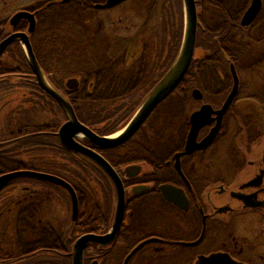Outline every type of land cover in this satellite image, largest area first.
<instances>
[{"label": "flooded vegetation", "instance_id": "flooded-vegetation-1", "mask_svg": "<svg viewBox=\"0 0 264 264\" xmlns=\"http://www.w3.org/2000/svg\"><path fill=\"white\" fill-rule=\"evenodd\" d=\"M72 1L46 0L25 10L36 13L38 23L41 12H64L56 7ZM74 1L82 7L75 12L89 13L86 20H91L95 12H111L129 0L109 9L96 7L108 0ZM195 2L198 29L191 63L194 62V67L193 72L188 73V70L187 81L183 80L189 88H181L182 82L132 137L115 148H95L88 140L78 138L82 145L99 153L115 169L123 183L126 199L118 233L104 245L89 244L84 251L83 264H264V150L258 158L251 155L249 159L239 149L242 126L237 104L242 100V89L238 63L240 49L235 41L237 33L252 31V26L264 12V0H261L257 19L248 27L242 26V19L254 0ZM148 15L146 22L137 26L135 39L142 41V45L138 41L136 50L130 51L127 38L124 51L108 59L98 58L87 90L83 88L82 75L74 77L79 81L75 89L67 87L68 80L63 82L62 89L54 84L63 92L106 97L108 100L101 104L107 110L117 112L119 120L115 125L120 123V130L129 124L165 75L160 76L159 64L154 58L160 42L159 26L145 36L151 22V15ZM22 23L26 24V31L29 24L22 21L18 27ZM17 28L16 31H22ZM223 63L227 65L224 76L219 75ZM232 65L238 73L240 89L222 115L219 130L210 145L201 147L219 124L216 112L223 108L232 91ZM195 78L200 83L194 82ZM196 89L201 98L193 97ZM128 97L132 99L129 101ZM247 97L252 100V94ZM202 106H210L213 110L210 123L199 129L195 142L189 146L190 141H194L193 137L189 138L193 131L191 116ZM260 110L262 114L261 107ZM126 111L132 114L123 113ZM250 122L247 124H251L249 140L252 144ZM258 133L264 135L262 131ZM56 135L53 141L46 139L47 146L59 152L63 146L58 133ZM94 164H89V169L85 170L88 174L76 169L74 177L77 173L92 184L91 196L95 199L101 195L100 190H109V228L102 227L97 231L96 226V208H104L108 201L97 204L86 192L83 196L82 187L61 176L63 171L60 169L40 171L72 185L78 198V215L74 219L73 198L62 187L43 181H40L42 184L23 186L20 189L23 194L16 198L13 207L6 209L9 224H15L18 213L24 212L27 225L24 256L14 259L13 264H73L74 247L82 236L110 234L115 219L116 192L106 173ZM1 220L0 215V224L4 222ZM82 224H88L93 231L82 232ZM8 262L2 260L0 264Z\"/></svg>", "mask_w": 264, "mask_h": 264}, {"label": "rangeland", "instance_id": "rangeland-1", "mask_svg": "<svg viewBox=\"0 0 264 264\" xmlns=\"http://www.w3.org/2000/svg\"><path fill=\"white\" fill-rule=\"evenodd\" d=\"M42 1L45 2L46 0H0V23H5L1 27L3 32L11 33L9 19L16 11L28 9ZM180 12H183L184 24L185 14L182 0H129L111 12H95L93 19L84 20L83 27L77 23L63 24L57 37L43 34L35 41V47L43 56L54 80L65 83L66 80L75 77V71L83 68H94L98 58L108 59L124 51L127 46L125 42L127 38L130 40V51L136 50L138 41H140L135 39L138 31L137 26L146 22L148 14L151 15V22L149 29H147L149 32H146L145 36H148L151 30H156L158 26L161 34H163L164 26L176 23ZM97 41L99 43H96ZM235 41L240 49L238 63L240 64L239 75L242 89V100L237 104L242 126L239 149L241 154L248 155L249 159L251 155L252 158H258L264 150V135L258 133L264 130V114H261L260 110V107L263 106L264 108V104H262L264 101V12L261 13L257 23L252 26V31L237 33ZM200 43L203 44V39H200ZM140 45H142V41H140ZM2 60L12 61L8 55H5ZM225 64H221L219 75L224 76L227 72V65ZM29 91V89L18 87L13 81L0 85V141L14 136L21 126L54 124L55 119L52 114L38 108L37 104L34 103L35 98L32 97V93L31 96L29 95ZM59 92L64 94L62 90ZM248 94H252V100H249ZM128 112L123 113L130 114ZM250 121H252V144L249 140L251 124H247V122L251 123ZM121 126L120 124L119 128ZM49 140L51 141V139ZM43 141L47 143V140H30L26 145L14 150L13 153H16L17 158L26 161L28 158L35 159L36 156L45 166L47 163L57 164L58 160L60 165L74 167L62 160L61 157L58 158L59 154H52L51 150L46 154L44 152L41 155L36 154L35 149L38 146L42 150L47 149L48 146H45ZM55 151L57 152V150ZM220 153L223 154V150ZM27 162L32 161L28 160ZM72 170L75 173L76 169ZM246 170H250V168L246 167ZM62 171L66 172L65 170ZM33 184L36 183H17L11 188L8 187L1 194L0 215L1 219L4 220L0 224L2 227L8 224L10 220L6 209L13 207L16 198L23 194L20 189L23 186ZM11 226L9 231L12 233ZM2 238L3 236L1 240ZM5 244L6 242L3 243V245ZM8 244L13 246L11 241Z\"/></svg>", "mask_w": 264, "mask_h": 264}, {"label": "trees", "instance_id": "trees-1", "mask_svg": "<svg viewBox=\"0 0 264 264\" xmlns=\"http://www.w3.org/2000/svg\"><path fill=\"white\" fill-rule=\"evenodd\" d=\"M78 4L79 3L73 0L69 4L62 3L58 7H56L63 9L64 12H41V14L38 15L37 30L31 39L34 52L41 67L46 72V75L49 77L50 81L56 86H60L61 89L63 88L62 86L63 82L56 81L51 76L48 66L45 64V60L43 59V56L39 54L38 52L39 50H37V48L35 47V41L43 34L53 35V37H57L59 35L60 28L63 24L77 23L78 25H82L83 22H85L84 20L88 18L89 13L75 12V10L82 8ZM182 14L183 12H180L179 18L176 20V23L167 24V26H164L163 34H161L160 32L159 47H157L158 49L156 55L154 56L156 62L159 64L158 68L160 69V76H163L170 69L169 67L172 66L180 51V46L183 38V27H184ZM4 24H5L4 22L0 23V42L8 36V34L3 32L1 28ZM25 29H26L25 23H22L17 28V30H22V31H25ZM5 55H8L12 59V61H7V62L3 61L2 58ZM193 67H194V62L191 65L188 73L193 72L192 71ZM94 73L95 71L93 69L83 68L75 71L74 76L76 75L83 76L84 78L83 88L84 90L85 89L87 90L89 79L93 76ZM187 79L188 77L185 78L184 82H186ZM9 81H13L15 85H17L20 88L22 87L24 89H29L30 90L29 95L31 96L32 93V97L35 98L34 103L37 104V107L49 111L52 114L55 121L54 124L21 126V128L17 131V133H15L14 136L0 141V145L8 144L5 145L4 147H0V175L15 170H32V171L40 172V171H50L52 169L53 170L62 169L65 170L66 172L63 173L61 172L62 174L60 173V175L63 176L64 178H68L69 180H71L73 185L75 186L78 185L82 187L83 196H85V192L88 196L93 195L92 194L93 188L90 187L92 184L86 182L85 180L86 178L83 177L82 175L79 176L77 173L76 176L74 177L75 173L72 170V169H80L85 171L86 169H89V164H94L89 159L80 156L78 154H75L73 152H69L65 150L63 147H61V150L59 151V153H57L52 146L51 147L48 146L46 150H42V148L37 145L38 148L35 149L36 154L41 155L43 152L44 154H46L51 150L52 154H56V155L59 154L62 160L74 166L72 168L68 166L69 167L68 168L66 165H60L58 163V160H57V164L47 163L48 165L46 164L45 166L44 163L39 161L36 156L35 159L28 158L27 161L29 160L32 162H27L24 159L21 160L20 158H17L16 153H13L14 150L18 149L21 146L26 145V143L29 142L30 140L32 141V140L51 139L52 141L53 136L55 137L57 136L56 134L59 132L60 127L67 120L65 113L59 107L57 102L47 93H45L37 84L33 71L28 63L25 50L19 42H16L12 44L9 48H7L3 56L0 58V85L7 83ZM194 82L200 83V81L197 78H195ZM189 86L185 85L184 83L180 87L188 89ZM63 93L72 104L78 119L84 125L92 128L96 132H99L103 136L111 135L121 129L119 128L120 123L117 126L115 125L119 120V118H116V116L118 115L117 112L109 111L106 109V107H103L101 104L102 102L108 100L106 97H100V98L91 97L88 96L87 94L86 95L78 94L74 92H69L67 90H65ZM127 99H129L130 101L132 97L131 99L129 97ZM261 109L263 111L262 114H264L263 106ZM128 113L132 114L131 111H129ZM54 132L55 134L53 135L52 133ZM262 132H264V130H262ZM43 144L45 146L48 145L45 142ZM34 161L37 162L34 163ZM83 162H86V164H84ZM93 166H95V164ZM67 172H70L71 174H68ZM85 172L86 174H88L87 171ZM21 182H34V183L42 184V182L33 179H21L16 181L14 184ZM85 185H87V188L84 187ZM100 192L99 193L101 195H98L96 199L94 196H91L92 199L95 200L97 204H99L100 202H103L104 204L106 201H108V203L104 205L105 206L104 208L103 207L96 208L97 231H99V229H101L102 227H105V229L107 230L110 226L109 214L111 212V208H110L111 193H109L108 189L100 190ZM17 217L18 219L16 223L11 226L12 233L9 231V227L11 224L9 223L5 224L4 227L0 225V235H1L0 261L9 260L8 264H13L14 259L22 258L25 253L27 225L25 222L24 212L18 213ZM81 228H82V232L93 231L88 227V224H82ZM2 236L3 238L1 240ZM10 241L12 242L13 246L8 244L10 243ZM5 242L6 244L3 245V243Z\"/></svg>", "mask_w": 264, "mask_h": 264}, {"label": "water", "instance_id": "water-1", "mask_svg": "<svg viewBox=\"0 0 264 264\" xmlns=\"http://www.w3.org/2000/svg\"><path fill=\"white\" fill-rule=\"evenodd\" d=\"M65 1L67 2L69 0ZM124 1L126 0H108L106 4L99 5L96 7L98 9H109ZM195 4V0H183L185 14L184 31L180 51L177 55L176 60L174 61L172 66L169 67L170 69L167 71V73L163 77H161L162 79L153 88L149 96H147V98L145 99L139 110L136 112L134 117L131 119L129 124L118 134L112 136H99L88 126L80 122L72 104L67 100V98L63 94H61L51 84V82L47 78L46 74L44 73L36 58L30 40V36L35 33L37 27L35 13L25 10L18 11L10 19L9 23L13 29L17 28V26L22 21H27L29 27L26 32H13L0 42V58L3 56L7 48H9L12 44L20 42L23 45L28 59V63L34 73L36 82L44 92H46L59 104V106L67 117V121L61 126L58 132V137L62 146L67 151L83 156L89 159L90 161L94 162L100 169H102L106 173L115 188L117 205L115 211V219L110 234L105 237H101L95 234H87L82 236L76 242L74 247L73 264H83L84 251L89 244L100 243L104 245L110 239H112L114 235L118 233L124 218L126 200L123 183L115 169L99 153L82 145L78 141V138L88 140L93 145V147L99 149H111L123 144L130 137H132L134 133L144 124V122L147 120L148 117H150L151 113L155 110V108H157L158 105L165 101L179 87L190 68L189 66H191L196 49L198 17ZM261 4V0H254L252 6L243 16L242 26L248 27L252 22L257 19L260 13ZM231 73V75H233L234 81L232 91L229 97L227 98L223 108L220 111L216 112L218 114L219 124L213 130L212 135L208 136L209 138L204 143H202L201 147H206L210 145L214 136H216L217 131L219 130L220 121L223 117L222 115L225 114V112L230 107V104H232V102L234 101L236 94H238V91L240 89V79L234 65L231 66ZM78 85L79 81L75 78L69 79L67 81V87L71 89L77 88ZM193 95V97L195 98H201V93L197 89L194 90ZM212 113L213 110L210 106H202L200 111L194 113V115L191 116L193 131L189 138L191 139V137H193L194 141L192 142L191 140L189 146L195 142L199 129L202 126L210 123L209 117ZM5 145L8 144L0 145V147H4ZM188 153H190L189 148ZM21 179H35L51 183L65 189L73 198L74 219L77 217L78 198L75 190L68 182L56 176L32 170H16L3 173L0 175V193L7 187H9L11 184Z\"/></svg>", "mask_w": 264, "mask_h": 264}]
</instances>
